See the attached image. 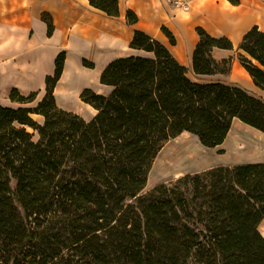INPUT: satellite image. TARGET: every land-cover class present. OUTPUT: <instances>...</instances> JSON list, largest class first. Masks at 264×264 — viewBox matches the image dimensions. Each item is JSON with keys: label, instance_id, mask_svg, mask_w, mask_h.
<instances>
[{"label": "trees", "instance_id": "1", "mask_svg": "<svg viewBox=\"0 0 264 264\" xmlns=\"http://www.w3.org/2000/svg\"><path fill=\"white\" fill-rule=\"evenodd\" d=\"M89 2L120 16V0ZM126 17L139 22L133 10ZM43 19L52 36L51 16ZM196 31L194 76L229 74L233 58L214 51L233 50L234 42ZM162 32L177 44L166 26ZM170 46L136 29L130 48L144 54L108 64L100 83L109 94L81 93L97 111L90 121L57 104L66 51L42 100L14 88L9 97L18 106L0 104V264H264V162L186 174L143 194L159 153L183 133L210 149L236 120L264 133V100L241 86L191 78ZM239 49L264 91V30L250 29Z\"/></svg>", "mask_w": 264, "mask_h": 264}, {"label": "crops", "instance_id": "2", "mask_svg": "<svg viewBox=\"0 0 264 264\" xmlns=\"http://www.w3.org/2000/svg\"><path fill=\"white\" fill-rule=\"evenodd\" d=\"M178 1L120 0V16L108 17L92 7L89 0H0V104L18 106L9 97L14 88L25 96L38 92L37 102L42 100L46 78L55 74L56 59L66 51L64 71L55 88L57 104L90 121L97 111L81 100V93L90 88L99 94H109L111 87L100 83L108 64L119 57L144 54L130 48L136 29L161 40L162 27L166 26L177 38L175 46L167 45L182 64L192 68L199 41L197 27L237 42L254 26H259L257 20L246 23L249 15L258 16V12L246 11L242 3L234 6L228 0H182L189 9L183 11L173 3ZM128 10L139 16L136 25L127 23ZM43 14L53 20L52 36L48 35ZM230 51L216 49L214 55L219 60L230 58ZM84 60L94 67H86ZM215 76L193 79L220 81L211 79ZM252 84L250 93L264 100V91L253 81ZM151 182L149 175L148 185Z\"/></svg>", "mask_w": 264, "mask_h": 264}, {"label": "rangeland", "instance_id": "3", "mask_svg": "<svg viewBox=\"0 0 264 264\" xmlns=\"http://www.w3.org/2000/svg\"><path fill=\"white\" fill-rule=\"evenodd\" d=\"M178 2L179 3H177V2L176 3L173 2V3H174V5L179 6V8H181L183 11L189 10L188 7H186L187 6L186 3H184L182 0H180ZM242 8L245 9L246 11L250 10V9L257 11L258 17H259V19L257 21L259 23L260 28L262 30H264V0H242ZM161 40L163 42H165L166 44H169V40L166 37V35L163 34V32H162ZM241 41H242V38H240L237 42H234V49L230 51V54L232 55V58H233L231 72L229 74H226V75L218 74L211 79L220 80V81H223V82H226L229 84L241 86L250 92L253 89L251 77L249 76L247 71L241 66V63L239 61V55L241 52L239 49V46L241 44ZM234 60L236 63H234ZM188 70H189V75L191 76V78H194L192 68H188ZM29 106L34 107L35 104L33 103ZM91 110L93 111L92 108H90V111ZM34 118L39 123L44 122V118L42 116L34 115ZM245 128L250 129V130L258 133L261 136H264V133L254 129L252 127H249L248 125L242 123L239 120H236L234 122L232 129H231L228 137L226 138L225 142L221 146L214 148V149L204 147L200 143V141L197 139V137H195L194 135H192L190 133H183L179 137L169 141L159 154L162 155V152L164 151V149H166L168 146H170L172 144L180 145V144H183L185 142H190L191 144H194L196 146L197 145L200 146L203 154H205L206 156H209V157L213 158L214 160H216V163H214L208 167H205V168L174 172V173L169 174L165 178H159L158 176L161 174V166H160V163L155 160L153 167L151 169L152 173L150 172L151 176L153 175V178H152L153 181L151 182V184L147 185L143 194L148 193L157 185L176 181L177 179H179L180 177H183L186 174L199 173V172H203V171H206L208 169H211V168H214L217 166H223V165H237V164H242V163H263L264 162V148H260L258 150L252 151V153H254L253 156L256 157L255 160L238 161V162L236 161L235 162V161L230 159L234 153H237L238 150L244 149L247 145L242 140L239 141L238 144H236V136L239 134V132H241V130H243ZM235 144H236V146L234 147ZM249 153H251V152H249ZM249 155H252V154H249ZM259 229H260L261 233L264 235V221L261 223Z\"/></svg>", "mask_w": 264, "mask_h": 264}, {"label": "bare ground", "instance_id": "4", "mask_svg": "<svg viewBox=\"0 0 264 264\" xmlns=\"http://www.w3.org/2000/svg\"><path fill=\"white\" fill-rule=\"evenodd\" d=\"M258 19L259 17L254 13L249 15L246 23L249 24ZM241 140L247 144L246 147L238 150L237 153H234L230 159L235 162L255 160L256 157L253 156L254 153H252V151L264 148V136L245 128L236 136V144H238ZM156 161H158L161 166V174L158 176L159 178H165L174 172L205 168L216 163V160L203 154L200 146H196L190 142H185L180 145L172 144L168 146L164 149L162 155H158ZM152 178L153 175L151 176L150 174L151 181H153Z\"/></svg>", "mask_w": 264, "mask_h": 264}]
</instances>
